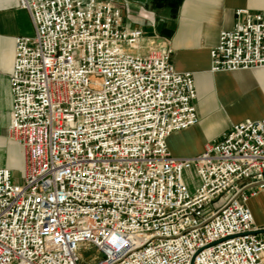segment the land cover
Returning a JSON list of instances; mask_svg holds the SVG:
<instances>
[{
	"label": "built area",
	"instance_id": "obj_1",
	"mask_svg": "<svg viewBox=\"0 0 264 264\" xmlns=\"http://www.w3.org/2000/svg\"><path fill=\"white\" fill-rule=\"evenodd\" d=\"M8 137L21 182L0 167V264H264V118L230 125L192 158L166 138L198 123L190 72L144 46L98 0H17ZM130 49V51H128ZM210 70L264 68V10L236 11ZM185 172L192 180L190 186Z\"/></svg>",
	"mask_w": 264,
	"mask_h": 264
},
{
	"label": "crops",
	"instance_id": "obj_2",
	"mask_svg": "<svg viewBox=\"0 0 264 264\" xmlns=\"http://www.w3.org/2000/svg\"><path fill=\"white\" fill-rule=\"evenodd\" d=\"M111 2L121 9L124 25L139 28L146 47H165L171 51L170 63L178 72L192 74L198 123L171 133L166 138L174 157L192 158L206 144L232 124L264 118V68L234 71L210 70V50L221 31L236 22V11L264 10V0H98ZM34 33L29 13L20 9L17 0H0V147L6 156L0 167L7 168L13 180L22 175L23 157L19 145L8 137L11 95L9 74L14 55V39ZM264 204L260 193L248 202L257 226H264L256 206Z\"/></svg>",
	"mask_w": 264,
	"mask_h": 264
},
{
	"label": "rangeland",
	"instance_id": "obj_3",
	"mask_svg": "<svg viewBox=\"0 0 264 264\" xmlns=\"http://www.w3.org/2000/svg\"><path fill=\"white\" fill-rule=\"evenodd\" d=\"M128 51H130V49H128ZM6 153H7V146L4 145V146L0 147V158L5 157ZM184 176L187 178L191 187H193V185H195L197 183V181L192 180L189 177L188 172H185ZM14 177H15V180H14L15 183H17V184L22 183L20 176H17V174H15ZM256 212H257V215L260 219H264V204L263 203H260L256 206ZM93 253H94V251L91 248L82 249L80 252L82 264H89L90 263L89 260H90V258H92Z\"/></svg>",
	"mask_w": 264,
	"mask_h": 264
},
{
	"label": "water",
	"instance_id": "obj_4",
	"mask_svg": "<svg viewBox=\"0 0 264 264\" xmlns=\"http://www.w3.org/2000/svg\"><path fill=\"white\" fill-rule=\"evenodd\" d=\"M253 233H255V234L264 233V228L256 230Z\"/></svg>",
	"mask_w": 264,
	"mask_h": 264
}]
</instances>
